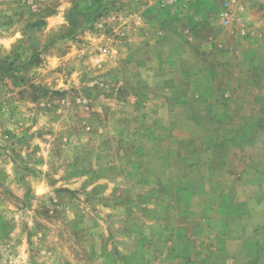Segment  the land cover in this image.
Here are the masks:
<instances>
[{
    "label": "rangeland",
    "instance_id": "obj_1",
    "mask_svg": "<svg viewBox=\"0 0 264 264\" xmlns=\"http://www.w3.org/2000/svg\"><path fill=\"white\" fill-rule=\"evenodd\" d=\"M228 1L212 0L216 10L205 15L221 28L236 24L237 90L250 110L235 116L241 125L233 131V168L249 172L243 184L222 174L233 186L230 198L250 201V173H259L256 213L264 231V0ZM91 2L93 20L75 25V9ZM192 2L0 0V37L18 36L11 50L0 44V264H227L206 230L220 228L219 208L227 214L243 206H220L218 193L228 190L214 188L215 181L211 204L164 189L180 202L166 204L165 193L158 206H148L145 186L123 176L128 146L118 138L131 127L126 120L142 110L127 118L129 111L108 106L109 99L122 104L133 96L140 106L143 93L134 86L130 94L129 79L102 71L123 26L144 19V6L186 13ZM93 123L100 139L93 137ZM40 184L47 191L37 190ZM224 220L226 235L234 239L240 221Z\"/></svg>",
    "mask_w": 264,
    "mask_h": 264
},
{
    "label": "crops",
    "instance_id": "obj_2",
    "mask_svg": "<svg viewBox=\"0 0 264 264\" xmlns=\"http://www.w3.org/2000/svg\"><path fill=\"white\" fill-rule=\"evenodd\" d=\"M212 4V0H193L186 13H179L178 8L144 6L143 20L128 21L102 71L125 81L129 79L130 84L125 86L130 94L138 86L143 93L140 95L143 104L152 108L149 112L143 104L137 106L138 97L134 96L123 97L122 104L118 99H109L108 106L129 111L127 118L134 114L132 110H142L135 113L138 116L124 119L131 127L127 126L128 131L118 138L128 146L123 155L127 158V164L122 167L123 176L129 175L130 183L139 179L145 186L147 205L158 206L165 193L166 204L180 202L168 197L164 189L175 194L186 193L191 199L201 196L211 204L215 202L210 191L215 181L214 188L219 184L218 187L229 191L218 193L220 206H243L242 210L234 208L227 214L219 208L221 220L240 221V231L234 239L226 235L228 221L226 226L221 221L216 231L206 224V234H213L218 240L220 258L227 264H264V231H260L262 221L257 222L256 213L261 202L259 173L256 176L254 171L250 173L249 185L252 190L255 186V196L252 194L250 201L230 198L233 186L223 179V174L228 173L235 177L233 182L243 184L241 177L249 172L243 168L240 176L233 168L238 147V136L233 131L241 125L235 119L236 114L250 110V105L237 90L232 40V28L236 24L221 28L206 19L207 11L216 10ZM94 6L91 2L90 7L81 5L75 9V25L89 24ZM99 109L103 106L99 105ZM109 117L107 121L111 122ZM92 130L93 137L100 139L94 132V123ZM132 162L129 167L128 163ZM135 165L139 166L138 170L132 169ZM257 232L262 235H255ZM233 241H237L235 247Z\"/></svg>",
    "mask_w": 264,
    "mask_h": 264
},
{
    "label": "clouds",
    "instance_id": "obj_3",
    "mask_svg": "<svg viewBox=\"0 0 264 264\" xmlns=\"http://www.w3.org/2000/svg\"><path fill=\"white\" fill-rule=\"evenodd\" d=\"M68 6H70V5H68ZM17 37H18L17 35H16V37H7V38L6 37H0V44H2L5 49L11 50V45ZM10 168H11V165H9V169ZM37 190H39L40 192H44V191H47V188L45 187L44 184H40L37 186Z\"/></svg>",
    "mask_w": 264,
    "mask_h": 264
},
{
    "label": "built area",
    "instance_id": "obj_4",
    "mask_svg": "<svg viewBox=\"0 0 264 264\" xmlns=\"http://www.w3.org/2000/svg\"><path fill=\"white\" fill-rule=\"evenodd\" d=\"M175 1H177V0H160V2H162V4L164 3V5L173 4V3H175ZM235 1H237V0H231L230 2H235ZM230 2L228 1V2H227V5H229ZM227 10H228V9H227ZM225 12H226V11H225ZM226 14L228 15V12H226Z\"/></svg>",
    "mask_w": 264,
    "mask_h": 264
}]
</instances>
